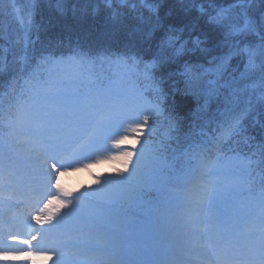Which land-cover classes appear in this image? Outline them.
Listing matches in <instances>:
<instances>
[{
	"label": "trees",
	"instance_id": "1",
	"mask_svg": "<svg viewBox=\"0 0 264 264\" xmlns=\"http://www.w3.org/2000/svg\"><path fill=\"white\" fill-rule=\"evenodd\" d=\"M60 60L89 64L92 85L128 63L154 96L161 111L146 119L152 124L137 137L141 145H130L152 154L156 139L145 140L162 130L171 144L168 160L151 158L143 169L146 179L154 173L161 178L164 189L152 188L157 198L166 189L177 196V207L189 205L204 183L206 164L236 156L247 163L246 185L264 190V0H0V132L14 136L4 121L6 105ZM244 88L258 97L230 106L229 97L238 100ZM187 156L198 165L178 176L177 165ZM126 217L119 213L120 221ZM141 221L120 226L132 236L130 227L144 226Z\"/></svg>",
	"mask_w": 264,
	"mask_h": 264
},
{
	"label": "rangeland",
	"instance_id": "2",
	"mask_svg": "<svg viewBox=\"0 0 264 264\" xmlns=\"http://www.w3.org/2000/svg\"><path fill=\"white\" fill-rule=\"evenodd\" d=\"M233 10L221 12L220 18L230 16ZM69 62L54 66L43 79H27L24 89L33 85V93L42 95L34 98L27 107L18 108L17 124L14 123L20 136L29 140L22 142L29 151L26 156L44 172L55 175L60 172L61 178L76 190L71 202H62L57 198L56 188L53 195L47 196L51 203H58V218H64L62 210L67 207L75 212L88 211L91 213H88L89 217H97L99 213L92 212L99 211L103 212L100 213L101 223L114 221L117 225H131L142 220L140 223L144 226L130 227L132 232L142 233L147 223L160 224L161 220L155 216L158 204L160 211H165L176 198L166 189L159 198L154 196L152 188L161 183V178L154 175L146 179L142 174L151 158L164 156L168 160L170 156L169 149L172 147L162 138L163 130L145 140L156 139L152 140L156 148L152 154L138 149L133 152L130 145L140 142H137V137L152 124L146 123V119L158 115L161 108L154 105L152 98L146 95L148 93L139 87L132 65L123 63V66L117 67L113 80L92 90L88 72L91 70L84 65L78 66L77 62ZM247 73L240 75L238 82L246 79ZM255 93L252 88L240 89L235 94L238 100L235 101L234 95L229 97L230 106L235 102L240 105L242 101L239 100L253 103L259 95ZM62 131L69 137L71 133L78 138L81 132L94 137L86 147L80 148L75 160L60 164L59 169L55 156L61 149L57 143L60 142L58 134ZM28 133H32L35 139L26 136ZM36 138L45 143L38 142ZM120 143L129 146V149L120 151ZM213 164L214 170L209 169L212 171L208 174L212 185L202 196L199 195L197 204L186 215V211L190 210L187 208L186 216L178 220L170 235L156 241L146 237L139 239L128 253H117L118 241L107 233L92 238L83 236L77 243L59 244L54 240L55 235L41 233L35 223L25 225L17 207L4 208L3 204L8 202L12 205L13 202L0 190V264H216L215 261L231 264L233 259L238 258L250 259L253 264H264V214L258 216L260 211L254 214L258 207L255 203L250 205L246 198L241 199L238 207L230 204L231 197L245 180L244 174L231 168L227 159ZM164 165L172 167L171 164ZM195 165H198L197 161L187 156L177 165L178 176L188 175ZM156 167L159 168V164ZM173 175L166 180L170 181ZM75 199L81 203L75 202ZM100 200L117 202L118 209H106ZM130 203L133 208H127ZM119 213L128 215L125 222L120 221ZM169 216L170 212H165V219L161 221L162 228L166 230L171 228L167 221ZM44 221L50 224L47 217ZM7 225L11 228L8 229ZM161 231L164 232L163 229ZM10 232L13 234L9 235ZM87 240L102 244V248H86ZM112 257L113 260L110 259Z\"/></svg>",
	"mask_w": 264,
	"mask_h": 264
},
{
	"label": "bare ground",
	"instance_id": "3",
	"mask_svg": "<svg viewBox=\"0 0 264 264\" xmlns=\"http://www.w3.org/2000/svg\"><path fill=\"white\" fill-rule=\"evenodd\" d=\"M218 264H222V263H218Z\"/></svg>",
	"mask_w": 264,
	"mask_h": 264
}]
</instances>
